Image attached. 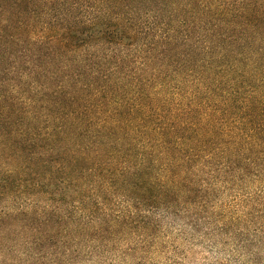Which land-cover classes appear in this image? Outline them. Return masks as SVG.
Masks as SVG:
<instances>
[{
  "label": "trees",
  "instance_id": "16d2710c",
  "mask_svg": "<svg viewBox=\"0 0 264 264\" xmlns=\"http://www.w3.org/2000/svg\"><path fill=\"white\" fill-rule=\"evenodd\" d=\"M163 220L264 264V0H0V264H146Z\"/></svg>",
  "mask_w": 264,
  "mask_h": 264
},
{
  "label": "rangeland",
  "instance_id": "374dc122",
  "mask_svg": "<svg viewBox=\"0 0 264 264\" xmlns=\"http://www.w3.org/2000/svg\"><path fill=\"white\" fill-rule=\"evenodd\" d=\"M227 204L229 198L219 199ZM149 240L150 254L146 264H252L240 256L235 244L209 230L194 231L179 222L163 220ZM148 257V256H147ZM264 262V253L261 255Z\"/></svg>",
  "mask_w": 264,
  "mask_h": 264
}]
</instances>
